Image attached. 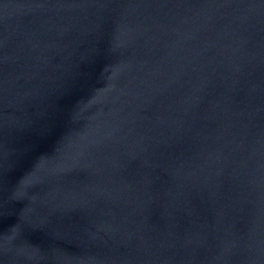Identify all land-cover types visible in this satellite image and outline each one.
Returning <instances> with one entry per match:
<instances>
[{
    "label": "water",
    "instance_id": "95a60500",
    "mask_svg": "<svg viewBox=\"0 0 264 264\" xmlns=\"http://www.w3.org/2000/svg\"><path fill=\"white\" fill-rule=\"evenodd\" d=\"M0 264H264V0H0Z\"/></svg>",
    "mask_w": 264,
    "mask_h": 264
}]
</instances>
